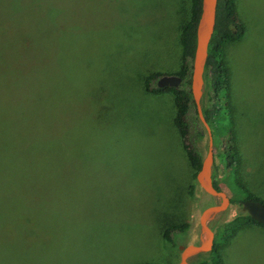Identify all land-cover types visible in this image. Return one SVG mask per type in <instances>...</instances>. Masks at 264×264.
Here are the masks:
<instances>
[{
  "label": "rangeland",
  "instance_id": "obj_1",
  "mask_svg": "<svg viewBox=\"0 0 264 264\" xmlns=\"http://www.w3.org/2000/svg\"><path fill=\"white\" fill-rule=\"evenodd\" d=\"M184 2L0 0V104L11 102L15 57L31 56L43 68L45 119L20 128L11 103V128H0V264H176L179 249L163 237L169 212H187L186 243L199 240L204 192L174 125L173 94L145 88L151 74L182 65ZM234 2L244 34L223 55L236 122L229 135L212 133L213 166L222 175L229 141L240 180L264 203V0ZM207 144L205 135L203 153ZM29 162H43L40 180ZM221 187L235 200L210 221L214 232L245 214L246 193ZM220 255L264 264V226H243Z\"/></svg>",
  "mask_w": 264,
  "mask_h": 264
},
{
  "label": "trees",
  "instance_id": "obj_2",
  "mask_svg": "<svg viewBox=\"0 0 264 264\" xmlns=\"http://www.w3.org/2000/svg\"><path fill=\"white\" fill-rule=\"evenodd\" d=\"M185 9L190 15L181 26L180 43L182 46V65L174 74L182 78V82L178 87L160 88L156 84V80L162 73L155 72L147 77L145 88L152 93L170 92L173 94L176 112L174 116V125L179 134L182 149L184 150L190 165L195 173L200 168L201 160L204 155L202 148L198 143L206 135V131L202 126L197 110L190 91V72L192 55L195 45V27L200 11V0H186L184 2ZM189 8V10H188ZM244 34V27L236 17V7L234 0H217L216 19L214 31L212 33L209 46L208 56L204 71V90L201 100L203 115L208 121L213 135L220 137L229 135L235 126V112L231 103V89L229 71L224 60V47L227 43L239 40ZM20 59L19 64L11 66V96L10 101L0 104V128H11V103H14V113L19 117L18 126L20 128H44V120L42 115V90H43V68L35 62L34 57L29 56L28 59L23 57H15ZM26 61L24 66L20 63ZM1 85H0V102H1ZM9 109V110H5ZM4 112H6L4 114ZM219 117L221 119L219 120ZM19 128V127H18ZM229 144L228 157L224 161V169L222 175L218 173V166H213L212 179L214 186L221 190L222 184L230 187L232 191H241L246 194L243 200L255 199L247 192V188L239 177L238 160L240 156L237 154L233 145ZM43 162H29L27 168L30 173V179L33 182L41 179L38 172ZM193 189V187H192ZM191 195L194 199L193 190ZM32 194V195H31ZM30 196H35L32 192ZM27 196V199L30 197ZM209 198L212 202L213 197L202 194V208L207 205L204 201ZM235 199L232 198L231 202ZM31 203L35 201V197L31 199ZM213 204V203H211ZM169 216L174 222L167 224L163 229V237L169 245L178 250L180 244H186L185 235L190 228L187 212L182 215L178 212L162 213ZM31 218L24 223L28 226ZM249 223H261L253 220L248 214H239L227 223L217 227L215 231L214 244L211 251L202 253L192 258V264H224L220 255V248L227 243L236 232ZM11 235L15 230L12 229ZM31 231L30 237L35 236L36 229L28 227ZM27 231V229H25ZM21 234L28 237L26 232Z\"/></svg>",
  "mask_w": 264,
  "mask_h": 264
},
{
  "label": "water",
  "instance_id": "obj_3",
  "mask_svg": "<svg viewBox=\"0 0 264 264\" xmlns=\"http://www.w3.org/2000/svg\"><path fill=\"white\" fill-rule=\"evenodd\" d=\"M217 0H200V11L195 27V45L192 55L190 72V91L196 105L198 118L206 131L208 144L200 168L196 173V180L202 191L217 202L204 207L199 216L200 235L194 243L180 244L179 259L176 264H192V258L212 250L215 232L210 221L226 211L231 204V198L223 190L217 189L213 184L212 172L214 163L212 129L203 115L202 96L204 90V71L208 56V46L214 31L216 19ZM182 78L176 74H163L158 77V87H178ZM241 210L253 220L264 224V203L257 199L241 201Z\"/></svg>",
  "mask_w": 264,
  "mask_h": 264
}]
</instances>
